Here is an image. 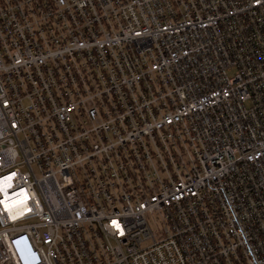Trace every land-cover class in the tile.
Returning <instances> with one entry per match:
<instances>
[{"label": "built area", "instance_id": "1", "mask_svg": "<svg viewBox=\"0 0 264 264\" xmlns=\"http://www.w3.org/2000/svg\"><path fill=\"white\" fill-rule=\"evenodd\" d=\"M0 264H264V0H0Z\"/></svg>", "mask_w": 264, "mask_h": 264}, {"label": "snow or ice", "instance_id": "2", "mask_svg": "<svg viewBox=\"0 0 264 264\" xmlns=\"http://www.w3.org/2000/svg\"><path fill=\"white\" fill-rule=\"evenodd\" d=\"M115 224V221L113 222ZM117 227H119V225H116Z\"/></svg>", "mask_w": 264, "mask_h": 264}, {"label": "bare ground", "instance_id": "3", "mask_svg": "<svg viewBox=\"0 0 264 264\" xmlns=\"http://www.w3.org/2000/svg\"><path fill=\"white\" fill-rule=\"evenodd\" d=\"M6 206H9L8 204H6Z\"/></svg>", "mask_w": 264, "mask_h": 264}]
</instances>
